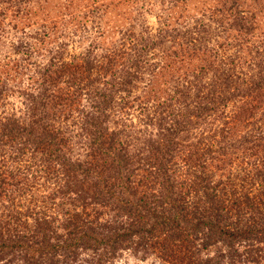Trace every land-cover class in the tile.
I'll return each mask as SVG.
<instances>
[{
	"label": "trees",
	"instance_id": "16d2710c",
	"mask_svg": "<svg viewBox=\"0 0 264 264\" xmlns=\"http://www.w3.org/2000/svg\"><path fill=\"white\" fill-rule=\"evenodd\" d=\"M7 1L12 19L27 15L30 0ZM244 5L130 25L77 54L87 22L22 29L0 58V264L81 252L109 264L128 249L179 264L264 257V13Z\"/></svg>",
	"mask_w": 264,
	"mask_h": 264
},
{
	"label": "rangeland",
	"instance_id": "374dc122",
	"mask_svg": "<svg viewBox=\"0 0 264 264\" xmlns=\"http://www.w3.org/2000/svg\"><path fill=\"white\" fill-rule=\"evenodd\" d=\"M221 2L222 0H30L23 5L27 15L23 16L20 13L17 18L12 19L15 7L9 4L7 0H0V18H2L0 20H4L5 23V26L3 25L0 28V58L3 59L4 56L12 52L11 44L17 38L24 36L22 29L27 32L31 31V28L28 27L30 24H33V27H39L43 24L49 25L51 22H53L51 24H54L56 21L58 26L64 23L69 28H76L81 23L87 22V31L90 33V37L88 39H80L79 43L69 49V54H77L82 52L91 40L102 44L117 39L119 37L118 30L125 29L130 25L135 31L141 30L142 27H147L154 32L160 20L171 23L191 21V24L196 19H199L201 14L208 15L210 10L214 11V9L219 8ZM244 4L246 8L252 9L254 12L264 13V0H244ZM94 9L96 10L93 15L88 14V16L83 18L88 10L94 11ZM10 22H12L11 25ZM14 23L18 26L15 29L12 28ZM208 24H212V22ZM216 26V24L213 25V27ZM171 45L170 42H166L156 52L160 53L163 50H167ZM42 58L43 56L39 57V59ZM1 69L3 72L7 70L6 68ZM8 88L10 89L6 98V110L15 112L18 115L22 114L25 107L15 82L10 81ZM132 119L134 120L133 124L136 125L134 128L143 130L142 124L145 122L143 118ZM148 130L150 131L151 129ZM75 150L77 152L78 148ZM240 250L243 252L244 249L240 247ZM224 252V248L218 245L203 250L199 254L205 258L223 254ZM254 253L255 251L252 252V255ZM254 257L257 258L255 254L253 255ZM88 258V252H81L75 264H88L86 261ZM245 258L243 254L241 259L237 258L232 264H264V257L257 262H247ZM109 264L179 263L166 262L155 251L145 253L141 250L128 249L121 251Z\"/></svg>",
	"mask_w": 264,
	"mask_h": 264
}]
</instances>
